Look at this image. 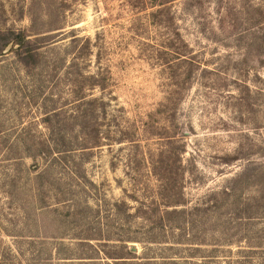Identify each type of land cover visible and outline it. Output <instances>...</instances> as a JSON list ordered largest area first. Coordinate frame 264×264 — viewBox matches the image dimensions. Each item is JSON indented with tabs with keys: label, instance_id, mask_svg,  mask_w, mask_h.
Returning a JSON list of instances; mask_svg holds the SVG:
<instances>
[{
	"label": "rangeland",
	"instance_id": "rangeland-1",
	"mask_svg": "<svg viewBox=\"0 0 264 264\" xmlns=\"http://www.w3.org/2000/svg\"><path fill=\"white\" fill-rule=\"evenodd\" d=\"M0 32V264H264V0H0Z\"/></svg>",
	"mask_w": 264,
	"mask_h": 264
},
{
	"label": "trees",
	"instance_id": "trees-1",
	"mask_svg": "<svg viewBox=\"0 0 264 264\" xmlns=\"http://www.w3.org/2000/svg\"><path fill=\"white\" fill-rule=\"evenodd\" d=\"M10 44L12 46H18L16 49L13 48L11 51L15 52L17 55H24L30 53V40H27V35L25 32L4 34L0 32V51H4Z\"/></svg>",
	"mask_w": 264,
	"mask_h": 264
},
{
	"label": "water",
	"instance_id": "water-1",
	"mask_svg": "<svg viewBox=\"0 0 264 264\" xmlns=\"http://www.w3.org/2000/svg\"><path fill=\"white\" fill-rule=\"evenodd\" d=\"M12 45L10 44L7 48L6 51H9L11 49Z\"/></svg>",
	"mask_w": 264,
	"mask_h": 264
}]
</instances>
